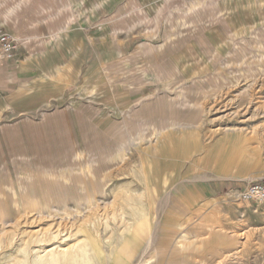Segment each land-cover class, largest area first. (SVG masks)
Returning a JSON list of instances; mask_svg holds the SVG:
<instances>
[{
    "label": "rangeland",
    "instance_id": "rangeland-1",
    "mask_svg": "<svg viewBox=\"0 0 264 264\" xmlns=\"http://www.w3.org/2000/svg\"><path fill=\"white\" fill-rule=\"evenodd\" d=\"M0 28L20 43L32 68L19 77L33 87L11 98L17 81L0 86V235L13 229L18 245L50 231L17 255L33 262L37 249L84 240V220L106 249L121 228L108 204L143 191L145 160L156 175L154 264H264V201L239 198L264 182V0H0ZM56 71L61 83L40 81ZM152 132L170 135L121 164L122 144ZM89 160L92 186L83 170L59 178Z\"/></svg>",
    "mask_w": 264,
    "mask_h": 264
},
{
    "label": "bare ground",
    "instance_id": "bare-ground-1",
    "mask_svg": "<svg viewBox=\"0 0 264 264\" xmlns=\"http://www.w3.org/2000/svg\"><path fill=\"white\" fill-rule=\"evenodd\" d=\"M197 2L191 4L190 8H188L189 12L194 11V9L199 6V2ZM70 78L73 79L69 76L68 81L71 80ZM46 79L51 80V82L49 81L51 85H53V83L58 84L62 82V77L59 75V71H56L53 75L45 74V79L40 78V81H46ZM26 85L27 84L23 83L20 86V89H17L18 91H16L14 95L19 97H27L28 95L32 96L31 94H29V92L33 89V87H31L30 85ZM91 94H93L92 90L89 91L88 95ZM152 134L153 136H155V140H148L146 142L140 143L142 140H144V136L140 135V139L138 140L139 142L137 141V143L122 144V147L118 152V158L120 160V163L122 164L127 161L126 159H128L129 150L134 149L137 152L143 144H150L152 143V141H154V143L156 144V148L157 145H159L161 139H163L162 137H167V135H170V132H167L166 136L162 132H152ZM75 154L76 156L81 155V153L78 152H76ZM90 162L92 163V161L90 160L84 162H77V166L75 165L76 167L74 166L71 169H63L65 171V176L61 175L59 178L65 179L66 181L70 180L71 184L73 179L71 176L70 179V177H68V174L70 175L71 172L74 170H83L84 173H82V177L90 179L94 177L91 181L92 184H90L92 186L94 182L97 181V177L95 176V173H93L94 169L90 166ZM79 165H81V167ZM154 166L153 169H155ZM153 169L152 166L145 160H142L140 166L137 168V174L141 175V177L143 178L144 188L142 192H139L135 196L132 195L130 192H126L124 190L114 193L112 202L108 204L110 205L109 207L114 208V210L109 212V215L111 214V219H116L118 224L121 225V228L118 230V236H116V238L113 237L114 239L109 242L106 249L104 248V241L102 240V238L99 237L97 233V229L95 227H88L92 222H90L89 220H84L79 226L80 231L84 234V240L79 241L74 245H69V247L65 248L64 250L56 248L48 250L42 249L41 251H37V249L33 254L35 255L34 261L31 262L29 257L17 255L16 252H18V250H21L26 254V251L30 250L29 248L31 244H33L34 242H41V238L43 237L48 238L46 234L49 230L42 233V235L41 233L34 234L33 236H30L27 241L20 238V244L15 245V237L17 236L16 232L13 229H9L7 232H4L0 235V251H2L3 248H15L16 246V251L15 253H12L11 256L13 257L7 262V264H66V262L69 264H154L155 262L153 259L156 256H152L153 254L149 255V253L153 250L152 247H154L156 240L160 239V236L159 222L157 221L154 223L151 214L152 210L154 209L153 204H155L154 199L156 197L157 192L154 186L156 175H152ZM63 170H61V172ZM52 183L55 184L56 187L58 186V182ZM160 183L161 186H164L166 184V179L161 181ZM80 186H82L80 187V192H85V194L83 195L88 198L89 193H91L93 189H91L90 186H86V188H84L83 185ZM169 198L170 196L165 198V203H167L166 201ZM128 199H133L134 202L132 203ZM86 201L88 202V204L90 203L88 199ZM136 202L141 203L139 207L141 211V216H128V218L125 217L127 214V209H137L138 206H136ZM60 204H64L65 206V203L63 201L60 202ZM39 235L41 238H38ZM110 238L111 237H109L107 241H109ZM144 243H147L146 249L140 251V248ZM179 246L180 242H176L175 248H178ZM88 249L92 253L94 260H91L89 254L87 253Z\"/></svg>",
    "mask_w": 264,
    "mask_h": 264
},
{
    "label": "built area",
    "instance_id": "built-area-1",
    "mask_svg": "<svg viewBox=\"0 0 264 264\" xmlns=\"http://www.w3.org/2000/svg\"><path fill=\"white\" fill-rule=\"evenodd\" d=\"M19 46L20 43L18 41L0 28V65L15 58L14 56ZM239 198L244 202L264 201V182L247 184L245 189L239 193Z\"/></svg>",
    "mask_w": 264,
    "mask_h": 264
},
{
    "label": "crops",
    "instance_id": "crops-1",
    "mask_svg": "<svg viewBox=\"0 0 264 264\" xmlns=\"http://www.w3.org/2000/svg\"><path fill=\"white\" fill-rule=\"evenodd\" d=\"M18 51V50H17ZM24 58V56H22L21 54L16 53L15 55V59H13L10 62H6L2 65H0V86L6 83H10L13 81H17L18 83V88L14 89L13 92L11 93V98L13 97V95L16 93V91H18L20 89V84L21 83H26L24 81V79L20 78L19 76H23V75H27V68H32V66H26L21 67V61ZM62 66V65H59ZM39 64L35 67V68H39ZM12 69H18L17 73H11L9 70ZM23 71V72H22ZM18 89V90H17Z\"/></svg>",
    "mask_w": 264,
    "mask_h": 264
}]
</instances>
